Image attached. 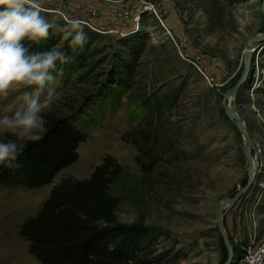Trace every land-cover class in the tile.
<instances>
[{
  "label": "rangeland",
  "instance_id": "374dc122",
  "mask_svg": "<svg viewBox=\"0 0 264 264\" xmlns=\"http://www.w3.org/2000/svg\"><path fill=\"white\" fill-rule=\"evenodd\" d=\"M40 2L41 14L54 25L49 39L41 42L44 51L57 46L70 58L58 62L49 85L54 89L51 104L43 115L53 109L74 117L86 139L77 160L53 183L38 189L0 186V264H42L28 253L20 225L36 214L54 185L88 178L106 156L121 167L108 189L119 200L118 222L151 228L159 249L178 252L170 264H223L228 253L217 231L218 208L245 185L250 171L245 138L221 100L243 75L248 41L264 33L262 0ZM74 20L87 36L84 47L75 51L60 31L70 30ZM38 45L31 51L38 52ZM257 48L253 74L234 98H227L251 135V155L258 163L249 189L224 207V229L234 251L231 264H241L250 241H264V41ZM138 50L143 53L139 62L132 59ZM175 55L184 66L179 80H166L165 72L160 80H134L119 67L133 64L141 72L148 56L158 72ZM119 69L122 80H111ZM31 90L35 94V86ZM25 91L19 86L0 98V117L21 107ZM46 96L47 88L41 101ZM150 121L162 131L155 165L147 167L136 161L141 154L129 132Z\"/></svg>",
  "mask_w": 264,
  "mask_h": 264
},
{
  "label": "trees",
  "instance_id": "16d2710c",
  "mask_svg": "<svg viewBox=\"0 0 264 264\" xmlns=\"http://www.w3.org/2000/svg\"><path fill=\"white\" fill-rule=\"evenodd\" d=\"M45 47L40 43L37 49L44 51ZM140 52L132 59L136 61ZM132 65L119 67L125 71ZM122 74L119 69V75L111 80H122ZM44 118L50 130L41 141L28 142L18 158L19 168L0 166V186L38 189L53 183L61 170L77 160L86 133L74 117L52 109ZM156 123L150 121L146 128L136 126L129 132L139 153L152 158L143 162L138 155L140 165H155L153 154L159 151L158 133L162 131ZM120 171L115 160L106 156L88 178L64 179L54 185L36 214L20 225L18 233L28 242V253L42 264H170L178 252L159 249L151 228L117 221L119 200L108 189Z\"/></svg>",
  "mask_w": 264,
  "mask_h": 264
},
{
  "label": "clouds",
  "instance_id": "9594fccd",
  "mask_svg": "<svg viewBox=\"0 0 264 264\" xmlns=\"http://www.w3.org/2000/svg\"><path fill=\"white\" fill-rule=\"evenodd\" d=\"M40 0H0V98L23 86V104L11 115L0 117V166L19 168L18 158L28 142H38L50 130L43 115L51 104L58 62L65 64L68 55L57 46L32 52L31 47L49 39L53 23L42 14ZM62 39L75 51L83 48L87 36L79 21H70ZM27 44V46H26ZM35 86V94L31 90ZM47 88L41 101L40 93ZM78 150V149H77Z\"/></svg>",
  "mask_w": 264,
  "mask_h": 264
},
{
  "label": "water",
  "instance_id": "95a60500",
  "mask_svg": "<svg viewBox=\"0 0 264 264\" xmlns=\"http://www.w3.org/2000/svg\"><path fill=\"white\" fill-rule=\"evenodd\" d=\"M261 12L264 16V0L261 2ZM262 41H264V33L257 34L253 36L247 43L246 49L244 50L245 54V66L243 75L240 79L236 81V83L228 88L221 100V105L224 108V111L228 115L231 122L242 132V135L245 138V146H244V152L246 156V161L248 165V169L250 171V177L245 183V185L234 195L231 197H226L223 199L219 205L218 208V214H217V231L221 236V239L225 245V248L227 250L228 256L223 264H231L234 256L233 246L231 242L229 241V238L225 232L224 229V217H225V210L224 207L227 205L234 204L251 186V184L254 182L257 171H258V164H253V157L251 155V135L245 125L243 124V121L234 113L235 105L233 104L231 107L227 103V98L229 97H235L237 91L250 79L251 75L253 74V61L254 56L253 54L258 51V45H261Z\"/></svg>",
  "mask_w": 264,
  "mask_h": 264
},
{
  "label": "crops",
  "instance_id": "0c3cea01",
  "mask_svg": "<svg viewBox=\"0 0 264 264\" xmlns=\"http://www.w3.org/2000/svg\"><path fill=\"white\" fill-rule=\"evenodd\" d=\"M141 53H142V51L139 53L138 57L136 58L137 62H139V60L143 58V53H142V55H141ZM146 58L149 59V64H148V66L147 65L144 66L143 69L141 70V72H140V67L134 68V66H136V65H134V66L132 65V69H131V67L125 68V71H126L125 74L130 78L133 77L134 80H155L154 78H156V77L158 80H160L161 79L160 76L164 75L165 73L169 76L168 79H166V80H169V79L170 80H179L181 78V76L183 75L182 74V71H183L182 67H184V66H182L183 64L180 63L179 58L176 55L174 56V58H172V61L169 64V67L165 68L166 70L162 69V70H159L158 72L156 71V68L152 63L153 61L151 60V58L148 56ZM180 67H181V70H180ZM135 69L137 70L138 73H136ZM175 69L177 70V72Z\"/></svg>",
  "mask_w": 264,
  "mask_h": 264
},
{
  "label": "built area",
  "instance_id": "2783aa9c",
  "mask_svg": "<svg viewBox=\"0 0 264 264\" xmlns=\"http://www.w3.org/2000/svg\"><path fill=\"white\" fill-rule=\"evenodd\" d=\"M178 51L180 56L182 57V53L179 49ZM240 262L241 264H264V241H250L248 246L245 247L244 251L241 253Z\"/></svg>",
  "mask_w": 264,
  "mask_h": 264
},
{
  "label": "bare ground",
  "instance_id": "6f19581e",
  "mask_svg": "<svg viewBox=\"0 0 264 264\" xmlns=\"http://www.w3.org/2000/svg\"><path fill=\"white\" fill-rule=\"evenodd\" d=\"M234 114H235V113H234ZM256 163H257V162L253 159V164L256 165ZM257 164H258V163H257Z\"/></svg>",
  "mask_w": 264,
  "mask_h": 264
}]
</instances>
